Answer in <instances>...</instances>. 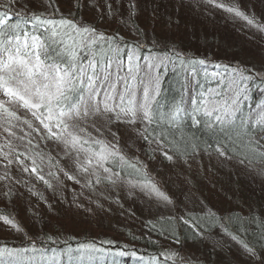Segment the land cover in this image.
Here are the masks:
<instances>
[{"label":"snow or ice","instance_id":"6c2138e0","mask_svg":"<svg viewBox=\"0 0 264 264\" xmlns=\"http://www.w3.org/2000/svg\"><path fill=\"white\" fill-rule=\"evenodd\" d=\"M201 5L205 14L219 10L244 21L264 41V0L0 4V230L23 242H0V264H126L124 257L134 264H202L182 254L188 238L181 228L193 243L218 229L229 264H264V203L257 212L243 200L237 215L200 216L180 207L181 195L190 198L193 178L184 169L192 161L206 157L264 177V48L257 44L259 67L184 55L178 13ZM169 65L184 73L171 100L163 88ZM208 191L218 194L214 183ZM220 192L232 202L235 192ZM137 199L150 219L147 236L131 234V244L93 238L73 246L69 237L55 247L58 233H43L56 217L45 223L41 204L49 213L67 204L94 214L123 211L125 201ZM139 240L154 251L137 249Z\"/></svg>","mask_w":264,"mask_h":264},{"label":"rangeland","instance_id":"374dc122","mask_svg":"<svg viewBox=\"0 0 264 264\" xmlns=\"http://www.w3.org/2000/svg\"><path fill=\"white\" fill-rule=\"evenodd\" d=\"M4 3L5 0H0V4ZM161 11L163 12V9ZM168 11L175 12V8L170 7ZM178 15L180 16L178 35L184 55L198 58L207 56L212 62L221 63L235 64L243 61L249 67L253 64L259 67L260 57L256 54V49L258 43L264 48V41L254 36L244 21L239 19L233 21L219 10H211L205 14L203 5L200 8L193 6L191 11L181 10ZM156 27L158 32L162 31L165 28L164 20L157 21ZM173 31L176 29L173 28ZM191 163V170L185 168L184 174L193 178V185L190 198L185 195L179 197L183 201L181 209L187 204L192 212L206 214L211 211L228 214L229 209H232V212H239V207L244 206L243 200H247L255 211H260L259 206L264 203V177L257 175L255 171L238 169L227 163L218 165L215 159L210 162L206 157L202 161L195 160ZM213 183L218 194L209 196L208 190L212 188ZM67 184L69 189L73 187L72 182ZM37 186L43 190L41 185ZM222 186L235 192L231 197L232 202L228 201V195L220 192ZM187 190L186 187L185 191ZM68 196L70 200L72 193L69 192ZM29 198L28 193L24 191V200L27 201ZM39 211L44 213L45 223L50 221V217H56L50 222L52 228L60 235L70 234L97 240L113 238L118 243H128L124 236L126 230L137 235L143 234L146 231L145 221L150 219L149 211L140 199L134 203L131 200L125 201L123 211L116 207H112L110 212L94 208V214H91L75 207L69 210L67 204L59 208L58 214L49 213L43 204L39 206ZM41 227L38 224L36 231H41ZM15 235L17 234L0 230L1 239L17 238ZM220 240L226 241V237H223L218 229H213L211 234L206 233L202 240L195 243L187 242L182 254L205 264H229L233 257L219 248Z\"/></svg>","mask_w":264,"mask_h":264},{"label":"trees","instance_id":"16d2710c","mask_svg":"<svg viewBox=\"0 0 264 264\" xmlns=\"http://www.w3.org/2000/svg\"><path fill=\"white\" fill-rule=\"evenodd\" d=\"M213 63H221V62H213ZM221 64H232V63H221ZM212 67L211 65H209V71H212ZM165 79L163 81V88H164V95L165 97H167L169 100H171L172 98L174 97H178L179 95V88H180V83L181 81L183 80V77H184V73L183 71L181 70H177V69H173V67L171 65L168 66V68L164 71L163 73ZM252 96H253V100L256 101V100H259L261 98V92L259 89H253L252 90ZM186 131L188 132H195L196 135L198 136H203V130L201 129L200 131H197L196 129L194 128H191L189 126L188 129H186ZM195 215H200V216H203L204 214L201 213V212H193ZM228 214H231V215H237L239 214V212H232V213H228ZM146 222L145 221V225H146ZM55 228H52L51 229V232L49 230H47V228H43V233L44 234H52V233H58L56 230H54ZM181 233H182V239H185V238H188V241L187 242H192L191 241V233L186 231L184 228H181L180 229ZM40 232V231H39ZM38 232V233H39ZM131 234H133V232H130L128 230L124 231V236L128 242V244H131L132 241H131ZM137 235V234H135ZM141 235H144L145 237L147 236V232L145 231L143 234ZM141 235H137V237L141 236ZM17 238H14V237H10V238H6L9 242V245L10 246H22V240L19 236L15 235ZM69 237H75L73 235H70V234H67V235H60L58 234L57 236V239L60 241L59 244L57 245H54L55 247H64L66 246L64 244V241L66 239H69ZM76 239H70L69 242L73 244V246L75 245V242L76 240H80V241H84V240H87V239H92V238H86V237H75ZM155 238V237H153ZM5 238H0V242H2ZM121 244H125V243H121ZM134 246L137 248V249H147L148 251H154L153 248H151L150 246H148L146 244V240H139L138 243H135ZM124 261H126V264H134V262L131 260V258L129 257H124L122 258ZM202 264H205V263H202Z\"/></svg>","mask_w":264,"mask_h":264}]
</instances>
